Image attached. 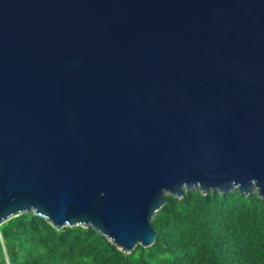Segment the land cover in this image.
Listing matches in <instances>:
<instances>
[{
    "label": "water",
    "instance_id": "obj_1",
    "mask_svg": "<svg viewBox=\"0 0 264 264\" xmlns=\"http://www.w3.org/2000/svg\"><path fill=\"white\" fill-rule=\"evenodd\" d=\"M194 188L264 198V0H0V224L129 252Z\"/></svg>",
    "mask_w": 264,
    "mask_h": 264
},
{
    "label": "trees",
    "instance_id": "obj_2",
    "mask_svg": "<svg viewBox=\"0 0 264 264\" xmlns=\"http://www.w3.org/2000/svg\"><path fill=\"white\" fill-rule=\"evenodd\" d=\"M155 241L126 252L92 226L57 229L34 212L0 224V264H264V198L237 188L166 193Z\"/></svg>",
    "mask_w": 264,
    "mask_h": 264
},
{
    "label": "clouds",
    "instance_id": "obj_3",
    "mask_svg": "<svg viewBox=\"0 0 264 264\" xmlns=\"http://www.w3.org/2000/svg\"><path fill=\"white\" fill-rule=\"evenodd\" d=\"M252 192H255V191H252ZM111 241V240H110ZM112 242V241H111ZM0 243L2 244L3 243V239H2V235H1V233H0ZM113 243V242H112ZM118 247V246H117ZM7 260H8V258H7V256L5 257V261H6V264H7Z\"/></svg>",
    "mask_w": 264,
    "mask_h": 264
},
{
    "label": "rangeland",
    "instance_id": "obj_4",
    "mask_svg": "<svg viewBox=\"0 0 264 264\" xmlns=\"http://www.w3.org/2000/svg\"><path fill=\"white\" fill-rule=\"evenodd\" d=\"M61 227H59V229H60ZM58 229V228H57ZM4 257H6V253H4ZM0 262H1V255H0ZM7 264H10L9 263V260H7Z\"/></svg>",
    "mask_w": 264,
    "mask_h": 264
}]
</instances>
